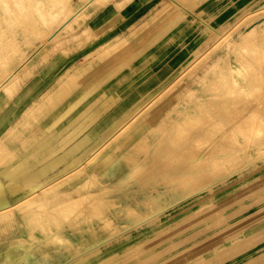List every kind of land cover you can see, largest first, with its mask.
Listing matches in <instances>:
<instances>
[{
	"label": "rangeland",
	"instance_id": "obj_1",
	"mask_svg": "<svg viewBox=\"0 0 264 264\" xmlns=\"http://www.w3.org/2000/svg\"><path fill=\"white\" fill-rule=\"evenodd\" d=\"M30 1H14L18 29ZM50 8L47 28L0 44V112L13 106L0 136L41 105L24 137L19 127L0 145V264H264L263 54L235 98L233 73L216 74L248 35L260 41L264 0ZM14 75L24 81L10 95ZM238 114L256 119L251 142L225 121ZM123 161L134 164L119 177ZM192 164L179 196L154 198ZM129 181L136 192L120 195Z\"/></svg>",
	"mask_w": 264,
	"mask_h": 264
},
{
	"label": "bare ground",
	"instance_id": "obj_2",
	"mask_svg": "<svg viewBox=\"0 0 264 264\" xmlns=\"http://www.w3.org/2000/svg\"><path fill=\"white\" fill-rule=\"evenodd\" d=\"M14 1L15 0H0V42H1L0 44H2V42H4V41H7L8 39L13 38L12 39L13 43L20 46L21 41L16 39L15 35L18 34L20 36L21 33L23 32V30L24 31L29 30L30 32H37V31L41 30L42 28H47L49 26V24H48V18L49 17L48 16H49V10L51 9L50 8L51 0H31L30 1L32 3L31 6H29V4H27V3H25L23 10L26 11V16H25L26 17V20H25L26 26L23 28H19V29L17 28V24L15 23V20H14L15 16L18 13V10L15 8V5H13ZM33 6H35V7L37 6L39 8H35ZM38 12L41 14L40 16L38 15ZM42 16H44V17L40 18ZM246 33H248V32H246ZM12 34L14 37L13 36L11 37ZM251 35L252 34L248 35V38H249L248 41L249 42H246V44H245L246 48L244 50H246V52L242 51L243 48H242V50L239 49V47H238V49L233 48L231 50V52L228 51L229 55H228V58L226 61V65L224 67H222L221 71L219 70V72L216 73L217 76H221L222 74H224L227 71V69H229L233 73L232 82L238 88H236L237 90L232 89V90L228 91L229 94L233 95L232 98H235V96H236L235 93H237V92H243L244 93V92H248V90H251V86L246 85V84H247V82H251V80H256L258 78V75L260 72L258 53L262 52L263 59H264V34L261 37L260 41H256L255 37L253 38V36L249 37ZM44 41H45L44 42V44H45L48 41V39L46 38V39H44ZM44 57H46V56H44ZM39 59L41 60V58H39ZM43 61H44V59L42 60V62ZM262 66L264 67V60H263ZM32 68L34 69L35 67L33 66ZM28 69H30V68H27V70ZM23 70H24V67H23ZM18 73H20V72H18ZM82 73H83V71H82ZM25 75H27V74L25 73ZM21 76L24 78L23 75H21ZM22 77H17L14 75V77L11 79L9 85L11 86L12 91H8V92H11V93H9L10 95L15 93L18 90V87L20 86V84H22L21 82L24 81ZM227 89L228 88H225V91H227ZM5 90H7V88H5ZM233 100H235V99H233ZM38 104H40V102L37 103L36 105L32 106L31 108H29L21 116V118L16 122V124L13 127H10L6 132H4L0 136V145L1 146L5 145L7 142H10L12 139H14L15 138L14 135L16 133H18L20 128H21V130L23 128V131H21L22 133L20 132V135H19L20 137L21 136L24 137V134H27L28 130L30 129V127L28 126V124L30 122L29 119H31L30 117H32L33 114L38 112V110L41 107V105H38ZM243 105H244V107L247 106L245 103ZM191 112H193V110H189L187 112V114H189ZM253 116L254 115L251 116V115H245V114H238L237 116L233 115V116L226 117L225 121H227L229 119H230V123H233L235 121H240L236 127V129H238L237 133H238L239 137L241 139L248 140L249 142H251V140H254V136H255L256 132L258 131L257 124L255 122H253L256 120ZM128 123H126V124H128ZM240 125H243L242 130H240V128H238V126H240ZM27 127H29V128H27ZM242 133H245V134L247 133L248 137H246L245 134H242ZM60 135H59V137H60ZM69 139H71V138H69ZM64 143H63V145H64ZM214 146H216V145H214ZM29 157H30V155H29ZM43 157H44V155H43ZM31 158L32 157H30V159ZM135 159H137V158L135 157ZM133 164L134 163H132V165L130 164L131 167H133ZM130 165H128V163L125 161L117 162L116 167L112 170L113 171L114 170L119 171L118 176L120 177L121 175H123L125 173L123 168L125 166H130ZM193 168L194 169L196 168L195 172H197L199 170V168H197V166L194 167V164L184 165V166H179V167L177 166L175 169V174L173 175V179H171L172 178V176H171L170 179L166 180L165 182H163L161 184H157V186L154 187V190L158 192V196L157 197L155 196L154 198L155 199L157 198L158 200L161 201V200H165L166 198H172L175 196H179L182 189L185 186L184 185L185 181L182 179L185 177H189V175L192 176L194 173H189V172H191L190 170ZM138 186H139V184L136 181H129L126 183L125 187L123 188L122 193L121 194L119 193V194L120 195L132 194V193L134 194L136 192V187L138 188ZM108 191H110L112 193V190L108 189ZM113 193H116V191H113ZM126 204L127 203H124L123 205L125 206ZM116 212H118V208L115 209V213ZM115 219H117V220L120 219V216H117ZM88 230H90V229H88Z\"/></svg>",
	"mask_w": 264,
	"mask_h": 264
},
{
	"label": "crops",
	"instance_id": "obj_3",
	"mask_svg": "<svg viewBox=\"0 0 264 264\" xmlns=\"http://www.w3.org/2000/svg\"><path fill=\"white\" fill-rule=\"evenodd\" d=\"M58 61H60L59 60V58H55L54 59V61H53V63L50 65V66H48L46 69L47 70H52V69H54V68H57V67H59V65L57 66V62ZM45 69V70H46ZM6 103V100L2 97V93H0V108H1V106L2 105H4ZM12 108H13V106H9V103H7L6 105H5V107H4V112H0V114L1 113H3L1 116H0V132L1 131H3V127H4V125L8 122V120L10 119V117H11V113L12 112H10L11 110H12ZM7 131V130H6ZM5 131V132H6Z\"/></svg>",
	"mask_w": 264,
	"mask_h": 264
}]
</instances>
